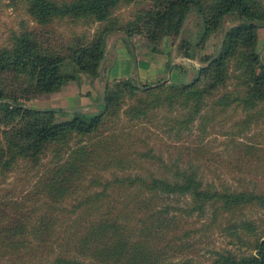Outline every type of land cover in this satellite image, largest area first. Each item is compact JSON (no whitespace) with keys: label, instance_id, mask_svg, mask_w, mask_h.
Segmentation results:
<instances>
[{"label":"trees","instance_id":"1","mask_svg":"<svg viewBox=\"0 0 264 264\" xmlns=\"http://www.w3.org/2000/svg\"><path fill=\"white\" fill-rule=\"evenodd\" d=\"M14 1L24 6L35 24L23 25L12 35L11 44L0 47V180L19 161L38 171L42 160L52 153L38 181L43 205L75 200L76 208L90 206L98 203L101 192L114 186L127 192L130 200L127 205L132 203L145 214L158 202L175 196L188 197L192 210L199 212L207 207L230 214L247 206L264 208L263 194L228 186L219 188L205 182L197 168L169 165L149 147L151 132L149 136L140 135L143 126L155 123L162 110L185 111L177 123L179 129L188 128L207 97H222L221 105H242L248 110L264 103V60L257 50L258 29L264 27V6L258 0H150L128 21L113 17V13L121 4H138V0ZM192 9L201 17L207 33L218 29L226 15H239L246 21L225 32L219 53L204 57V65L190 82L175 85L160 81L154 85L138 83L133 78L118 80L106 88L100 113L87 117L76 112V117L67 121H57L54 109H37L19 102L21 97L55 92L69 81L78 80L79 73L92 78L101 76L105 71L107 33L121 31L128 39L143 36L150 43H156L162 35L175 38ZM94 22L104 26L92 39L74 31L77 26ZM65 24L71 26L69 36L57 29ZM180 45L181 48L177 46L180 55L194 56L190 44ZM67 64L72 66L71 70L65 69ZM229 86L233 87L231 91ZM125 105L128 107L122 111ZM154 166L164 171L157 174L152 170ZM133 169L137 173L130 177L133 171H128ZM121 172L124 177L119 176ZM107 174L113 175V179L106 180ZM97 185L103 186L100 193L88 190ZM159 212L164 216L170 214L167 208ZM69 214L71 211L64 212L62 217L66 219ZM131 214L122 218L127 220L124 222L136 220ZM78 217L89 219L91 224L70 241L68 250L61 242L56 245L53 216H41L33 228H28L26 222L14 225L11 217L6 224L0 219L1 258L16 263L18 255L31 249L35 262L20 255L23 264H112L120 263L117 261L123 257H128V264L140 262L139 256H134V248L142 243L131 248L133 243L122 234L113 240L106 234L105 224L111 223L108 217L93 214L92 210ZM166 227L160 224L156 227L160 230H148V236L160 238V231ZM253 248L255 252L249 255L220 254L215 264H264V235L255 241ZM67 251L77 252L89 262L67 257Z\"/></svg>","mask_w":264,"mask_h":264},{"label":"rangeland","instance_id":"2","mask_svg":"<svg viewBox=\"0 0 264 264\" xmlns=\"http://www.w3.org/2000/svg\"><path fill=\"white\" fill-rule=\"evenodd\" d=\"M138 1V4H121L115 9L113 17L121 18L124 21L134 19L136 11L147 6L150 2V0ZM258 2L264 6V0H258ZM245 21V18L239 15H226L218 29L207 33L201 17L195 9H192L180 34L175 38L174 35H162L156 43H150L143 36H134L131 39L144 38L157 52L164 49L162 47L164 39L174 41V49H177L178 45L181 48L180 44L185 47L190 44L189 50H193L194 54L197 55L195 63L202 67L204 57L217 55L221 50L225 32ZM25 24L34 25L35 22L28 18L21 3L14 0H0V47L11 44L12 35L18 33ZM103 26V23L94 22L90 25L77 26L74 31L84 33L92 39ZM57 29L61 30L65 36L71 35V26L59 25ZM113 32L124 34L121 31L110 33ZM154 46L159 49H154ZM257 50L260 51L264 60V27L258 29ZM199 62H201V65ZM103 65L105 71L98 78H92L86 73H79L78 80L69 81L65 85L77 81L81 89L87 87V90L90 89L93 94H101L109 85L118 81L108 80L110 64L108 61L105 63V57ZM65 69L71 70L72 66L68 65ZM185 71L181 84L190 82L192 71L196 73L197 69L194 70L192 67V70L188 68ZM160 81H167L175 85L179 84L175 79L166 78L165 80L162 78L155 82L146 83L155 85ZM232 88V86H229L228 90L231 91ZM57 91L31 95L28 98L21 97L19 102L27 107L50 109L47 98ZM219 98L222 97L205 98V104L200 114L186 129H179L177 123L181 119L180 114L185 111L178 112L180 110L175 109L167 112L162 110L155 123L149 122L143 126V132L140 131V135L142 137L149 136L151 132L152 138L148 141L149 147L153 148L154 153L161 156L169 165L178 164L182 168H197L205 182L214 183L219 188L228 186L238 190L248 189L264 195V103L248 110L242 105L223 106L220 104ZM85 99L90 101L83 112L87 117L98 114L103 110L101 108L100 111L88 95ZM127 107L125 105L122 111ZM76 115V112L71 111L57 113V121L72 120ZM121 117L122 122L124 116ZM146 126L150 128V131ZM143 148L140 146L141 151L144 150ZM48 155L49 158L42 160L43 165L38 168V171L29 168L26 162L19 161L14 169L0 180V219L3 224H6L8 217H11V220H15L14 225L26 222L28 228H33L39 223L38 220L41 216L46 218L53 216L52 222L55 224L56 245L61 242L60 244L66 250L69 249L70 241L78 234L87 231L90 226L89 219L85 220V218L78 217V215L86 213L87 210H92L93 214H102L106 218L108 217L107 220H110L111 223L105 224L107 226L106 234L113 240L122 234L129 237L131 244L133 243L131 248L138 243H142L141 246L137 247L138 249L134 248V256H139L140 261L136 264H215L220 254L231 252L243 256L255 252L253 250L255 241L264 235V208L259 206H247L235 214L223 211L217 213L211 207L199 212L192 210L188 197L175 196L167 201L158 202L145 214L134 204L127 205L130 202L125 195L127 192H122L121 189L114 186H111L108 192L104 193L101 192L103 190L102 185L89 187L90 192L97 191V193L101 192L100 194H102L98 196L100 198L97 201L98 203L90 206L76 208L77 201L75 200H69L62 205H43L42 195L38 192V187H41L38 181L40 172L44 171L46 166L49 165V161H51L52 153ZM146 164H149V162ZM134 170L128 171H133L130 173L133 176L130 177H135L137 171ZM152 170L157 174L164 171L163 168L159 167ZM119 176L124 177L125 173L121 172ZM105 178L106 180H112L113 175L107 174ZM162 208L169 209L170 214H166V216L161 214L159 211ZM67 211H71V214L65 219L62 215ZM130 212L136 220L131 223L124 222L127 220L122 218H128L127 213ZM55 217H59V219H54ZM157 220L165 221L156 223ZM160 224L167 226L160 231L161 237L148 236L147 231L153 228L160 230V228H156ZM30 237L32 238V236ZM68 252H66L67 257L86 261L77 252ZM20 255H25L24 258L35 262L34 253L31 249ZM20 255L17 256L16 263L5 258L2 259L0 255V264H9V262L11 264H23V260L19 259ZM128 260V257H123L122 261H117L120 263L112 264H128Z\"/></svg>","mask_w":264,"mask_h":264},{"label":"crops","instance_id":"3","mask_svg":"<svg viewBox=\"0 0 264 264\" xmlns=\"http://www.w3.org/2000/svg\"><path fill=\"white\" fill-rule=\"evenodd\" d=\"M162 47L164 49L157 52L144 38L130 40L125 34L119 32L107 34L105 38V63L108 61L110 64L108 80L133 78L138 83H146L155 82L162 78L165 80L166 78L175 79L181 84L183 74L186 73L185 69L191 68L192 70L193 67L194 70L195 68L198 70L200 68L195 63L197 55L194 54V57L180 55L177 49H174L173 41L164 39ZM199 64L201 65V62ZM194 74H196L195 71H192L191 79L194 78ZM87 95L93 99L95 106L101 111L104 106L105 91L101 94H93L90 89L87 90V87L81 89L77 81H73L56 93L50 94L47 103L49 108L56 110L57 113L84 112L85 106L90 103L89 100L85 99Z\"/></svg>","mask_w":264,"mask_h":264}]
</instances>
